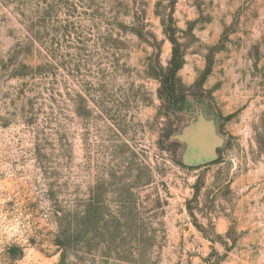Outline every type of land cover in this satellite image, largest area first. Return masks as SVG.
Here are the masks:
<instances>
[{"label": "rangeland", "instance_id": "obj_1", "mask_svg": "<svg viewBox=\"0 0 264 264\" xmlns=\"http://www.w3.org/2000/svg\"><path fill=\"white\" fill-rule=\"evenodd\" d=\"M0 264H264V0H0Z\"/></svg>", "mask_w": 264, "mask_h": 264}, {"label": "trees", "instance_id": "obj_2", "mask_svg": "<svg viewBox=\"0 0 264 264\" xmlns=\"http://www.w3.org/2000/svg\"><path fill=\"white\" fill-rule=\"evenodd\" d=\"M172 44H173V51H172V58L170 61V70H169V75L168 77H173L176 73V71L179 69V65L176 62V49H175V42L173 40H171Z\"/></svg>", "mask_w": 264, "mask_h": 264}]
</instances>
